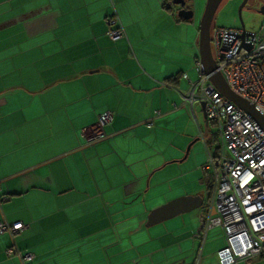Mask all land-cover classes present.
Masks as SVG:
<instances>
[{"label":"crops","instance_id":"crops-1","mask_svg":"<svg viewBox=\"0 0 264 264\" xmlns=\"http://www.w3.org/2000/svg\"><path fill=\"white\" fill-rule=\"evenodd\" d=\"M164 2L0 0V219L27 225L0 233V264H22L12 245L31 264H195L194 233L215 212L214 141L201 103L182 102L198 75L194 10ZM183 195L201 206L146 224ZM223 242L208 230L198 264H218Z\"/></svg>","mask_w":264,"mask_h":264},{"label":"built area","instance_id":"built-area-1","mask_svg":"<svg viewBox=\"0 0 264 264\" xmlns=\"http://www.w3.org/2000/svg\"><path fill=\"white\" fill-rule=\"evenodd\" d=\"M165 0L164 6H172ZM107 34L111 40L123 34L115 17L108 19ZM115 25V26H114ZM212 33V34H211ZM210 33V48L219 71L228 88L252 104L264 116V20L257 31L244 27H214ZM198 72L182 95V102L191 108L194 102L203 103L207 121L216 128V140L206 147L203 168L213 175L212 200L215 212L199 221L194 237L198 240L195 264L199 263L206 232L219 227L223 245L216 250L218 264H237L257 259L264 251V130L253 117L221 94L210 82L200 61ZM159 115L153 111L145 120L151 127ZM112 114L98 115L99 127L111 121ZM102 135V133H101ZM27 225L20 221L0 219V233L12 237ZM22 264L31 261V253H21L12 245L5 248Z\"/></svg>","mask_w":264,"mask_h":264},{"label":"water","instance_id":"water-1","mask_svg":"<svg viewBox=\"0 0 264 264\" xmlns=\"http://www.w3.org/2000/svg\"><path fill=\"white\" fill-rule=\"evenodd\" d=\"M222 0H205L203 10L198 22V52L199 61L204 72L209 75L210 82L215 88L227 97L230 101L242 108L259 124L264 130V116L260 114L252 104L234 94L227 86L222 74L216 70V62L212 56L210 48V28L213 16ZM247 0H242L237 9V15L240 22V27H244L241 18V10ZM174 4L180 6L178 14L184 19L191 18L192 10L184 7L185 0H172ZM258 13L264 15V5L258 10ZM203 107V103H201ZM205 114V112H204ZM206 117V114H205ZM202 198L200 196L183 195L166 201L165 203L151 209L147 216L146 224L151 225L159 221L173 217L179 213L189 211L201 206Z\"/></svg>","mask_w":264,"mask_h":264},{"label":"rangeland","instance_id":"rangeland-1","mask_svg":"<svg viewBox=\"0 0 264 264\" xmlns=\"http://www.w3.org/2000/svg\"><path fill=\"white\" fill-rule=\"evenodd\" d=\"M186 6H190L194 10V20L198 27V22L203 10L205 0H186ZM242 0H222L219 4L211 23L210 33L214 27H228L238 28L240 22L237 15V9ZM264 5V0H247L241 10V18L245 30L257 31L264 20V15L257 12V10ZM179 5L173 3V8H178ZM212 34V33H211ZM200 109V108H199ZM208 136L216 140V128L214 125L209 124ZM191 164L188 162L189 166ZM205 208V207H204Z\"/></svg>","mask_w":264,"mask_h":264},{"label":"trees","instance_id":"trees-1","mask_svg":"<svg viewBox=\"0 0 264 264\" xmlns=\"http://www.w3.org/2000/svg\"><path fill=\"white\" fill-rule=\"evenodd\" d=\"M213 141H214V140H213V137L211 136L210 139H209V143H210V142H213Z\"/></svg>","mask_w":264,"mask_h":264}]
</instances>
